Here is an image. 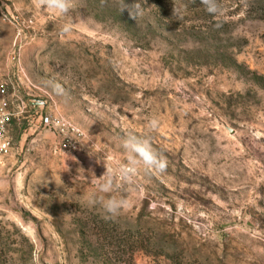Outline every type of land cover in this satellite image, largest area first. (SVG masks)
<instances>
[{
	"label": "rangeland",
	"instance_id": "obj_1",
	"mask_svg": "<svg viewBox=\"0 0 264 264\" xmlns=\"http://www.w3.org/2000/svg\"><path fill=\"white\" fill-rule=\"evenodd\" d=\"M219 3L0 1V264H264V0Z\"/></svg>",
	"mask_w": 264,
	"mask_h": 264
},
{
	"label": "clouds",
	"instance_id": "obj_2",
	"mask_svg": "<svg viewBox=\"0 0 264 264\" xmlns=\"http://www.w3.org/2000/svg\"><path fill=\"white\" fill-rule=\"evenodd\" d=\"M34 3L37 7L47 9L59 16L68 17L76 9L78 0H34ZM201 3L211 15L218 16L223 14V8L219 0H201ZM173 11L175 12L176 10L173 9ZM69 29L70 24H66L64 26V31H68ZM156 123V120L153 119L150 122V127L154 129ZM124 147L131 148L145 164L153 167L156 173H162L167 169L166 158L161 154L158 155V152L154 151V148L148 142H131L130 139H126L124 141ZM99 162L100 160L97 159V163ZM105 168L106 171L103 176L99 178L96 177L94 180L96 193L93 194L91 203L99 204L107 214L105 218L111 219L127 211L131 207V201L125 198L107 195L111 193L112 184L111 181L107 179L110 175V171L106 164ZM120 173L122 179H130L128 168H121Z\"/></svg>",
	"mask_w": 264,
	"mask_h": 264
},
{
	"label": "built area",
	"instance_id": "obj_3",
	"mask_svg": "<svg viewBox=\"0 0 264 264\" xmlns=\"http://www.w3.org/2000/svg\"><path fill=\"white\" fill-rule=\"evenodd\" d=\"M5 107V104L0 107V154L7 153L10 149V143L7 139V126L9 122V115L6 113ZM43 123L45 126L51 125V121L48 117H45L43 119ZM60 126L62 128V135H66L65 129H67V131L70 130L73 133L76 132L74 128H72L70 125H67L66 123H63Z\"/></svg>",
	"mask_w": 264,
	"mask_h": 264
},
{
	"label": "trees",
	"instance_id": "obj_4",
	"mask_svg": "<svg viewBox=\"0 0 264 264\" xmlns=\"http://www.w3.org/2000/svg\"><path fill=\"white\" fill-rule=\"evenodd\" d=\"M153 4L161 6L164 0H150Z\"/></svg>",
	"mask_w": 264,
	"mask_h": 264
}]
</instances>
